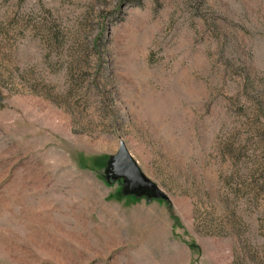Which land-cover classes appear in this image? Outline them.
<instances>
[{
  "label": "rangeland",
  "instance_id": "1",
  "mask_svg": "<svg viewBox=\"0 0 264 264\" xmlns=\"http://www.w3.org/2000/svg\"><path fill=\"white\" fill-rule=\"evenodd\" d=\"M0 264H264V0H0Z\"/></svg>",
  "mask_w": 264,
  "mask_h": 264
},
{
  "label": "water",
  "instance_id": "2",
  "mask_svg": "<svg viewBox=\"0 0 264 264\" xmlns=\"http://www.w3.org/2000/svg\"><path fill=\"white\" fill-rule=\"evenodd\" d=\"M105 177L110 183L120 180L125 196L166 199L165 193L143 173L123 141L119 142L117 151L108 158Z\"/></svg>",
  "mask_w": 264,
  "mask_h": 264
}]
</instances>
